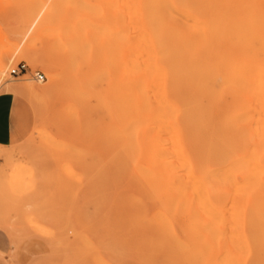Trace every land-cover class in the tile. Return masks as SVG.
I'll return each mask as SVG.
<instances>
[{
	"label": "bare ground",
	"instance_id": "1",
	"mask_svg": "<svg viewBox=\"0 0 264 264\" xmlns=\"http://www.w3.org/2000/svg\"><path fill=\"white\" fill-rule=\"evenodd\" d=\"M60 3L24 53L65 91V155L111 162L110 204L142 222L145 264H264V0Z\"/></svg>",
	"mask_w": 264,
	"mask_h": 264
},
{
	"label": "rangeland",
	"instance_id": "2",
	"mask_svg": "<svg viewBox=\"0 0 264 264\" xmlns=\"http://www.w3.org/2000/svg\"><path fill=\"white\" fill-rule=\"evenodd\" d=\"M60 4V0H0V66L10 63L5 79L0 77V93L8 92V85L41 89L27 97L17 94L22 100L17 135L11 147L0 149L14 155L0 156V238L11 248L0 258L5 264H17L15 251L29 240L34 256L26 264H145L142 222L131 216L128 207L110 204L111 162L65 155L75 128L65 91L60 83H49L32 55L24 53L28 44L42 48L43 21L50 29L59 27L67 13ZM33 56L54 63L46 50ZM21 64L26 72L12 75ZM38 73L43 81L36 79ZM43 141L58 144L65 152L59 149L61 154L53 156ZM117 181L133 185L125 171Z\"/></svg>",
	"mask_w": 264,
	"mask_h": 264
},
{
	"label": "crops",
	"instance_id": "3",
	"mask_svg": "<svg viewBox=\"0 0 264 264\" xmlns=\"http://www.w3.org/2000/svg\"><path fill=\"white\" fill-rule=\"evenodd\" d=\"M22 100L19 95L9 92L0 93V147H11L17 135L18 119L17 109ZM11 248L0 238V256L6 254ZM34 246L27 240L15 251L17 264H26L34 256ZM0 264H5L0 258Z\"/></svg>",
	"mask_w": 264,
	"mask_h": 264
},
{
	"label": "built area",
	"instance_id": "4",
	"mask_svg": "<svg viewBox=\"0 0 264 264\" xmlns=\"http://www.w3.org/2000/svg\"><path fill=\"white\" fill-rule=\"evenodd\" d=\"M24 72H26V65L25 64H21L18 66V69L16 70H12L11 74L14 76H18L20 74H23ZM36 79L39 81H43L44 80V76L40 73L36 74Z\"/></svg>",
	"mask_w": 264,
	"mask_h": 264
}]
</instances>
